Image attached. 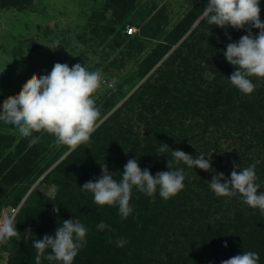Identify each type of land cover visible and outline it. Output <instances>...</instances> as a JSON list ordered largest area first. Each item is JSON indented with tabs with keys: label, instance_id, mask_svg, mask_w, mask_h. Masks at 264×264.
Returning a JSON list of instances; mask_svg holds the SVG:
<instances>
[{
	"label": "trees",
	"instance_id": "trees-1",
	"mask_svg": "<svg viewBox=\"0 0 264 264\" xmlns=\"http://www.w3.org/2000/svg\"><path fill=\"white\" fill-rule=\"evenodd\" d=\"M102 1L112 14L102 28L106 33L120 38L130 50H143L145 38L165 31V25L169 23L162 8L150 15L151 10L143 11L137 6L138 0ZM30 2L0 0V6H21ZM207 3L208 0H199L173 24L165 38L142 58L135 59L137 76L142 77L180 40ZM260 9V20L264 22V0H260ZM127 23L136 25L139 33L127 34L124 29ZM200 27L205 30L210 28L211 32L226 39L222 46L217 44L219 47L208 59V63H216L213 70L215 75L208 81L198 80L205 67L188 62L191 58L187 56L177 69L164 66L179 54L186 41ZM247 27L237 30L227 26L221 29L199 19L179 46L165 57L163 65L156 67L151 79L146 78L141 82L125 101L99 123L91 142L70 150L45 173L42 180L56 183L57 190L53 196H47L35 189L27 197V204L25 202L20 207L14 216L16 228L29 225L30 236L23 241L13 240L14 251L6 264H35L33 242L42 240L45 235L54 237L63 221L72 218L88 229L86 244L74 258L73 264H221V261L245 251L258 253V264H264V215L258 208L246 205L239 194L230 197L226 204L224 201L227 197L216 196L209 186L215 173H223L225 178L230 179L227 171L231 174L234 165H239L241 170L243 166L254 165L256 183L260 185L258 192H264V164H251L248 156H245V162L236 156L238 158L232 165L230 160L226 166L214 162L217 169L212 166L207 180L188 179L183 163L172 161L170 170H184L183 190L165 200L159 195V188L153 196H148L133 187L130 200L133 212L127 219H121L117 206H99L94 203L92 193L80 188L86 182H95L101 177L103 164L107 165L117 182L122 179L124 166L130 159H136L140 168L148 169L154 177L157 172L168 171L167 164L171 158L167 159L157 151L160 144L168 146L166 152L170 156L171 150L186 148L188 131L193 126L200 125V132L204 134L206 127L212 123L226 131L233 121L243 125L253 120L258 123L260 131L257 132L252 124L250 130L257 138V144L264 143V80L252 77L256 84L253 93L248 96L241 93L230 84L228 78L236 69L223 54L229 43L238 42L248 34ZM251 31L253 36L259 34V29L252 28ZM225 33L231 36V40ZM217 41L220 42V39ZM116 94L113 92L106 99V107L115 104ZM128 104H137L139 118L147 121L149 130L142 137L132 124L115 120ZM105 110L102 109L103 112ZM197 116L202 118V124L196 119ZM2 141L0 136V209L5 205L14 207L29 184L58 156L45 162L42 156L37 157V148L32 146L14 161L19 146L15 152L6 154L5 150L10 144ZM246 141L240 135L232 141L243 147L241 156L254 146L245 145ZM56 206L59 207L58 214L53 212ZM209 212H214L215 217H211ZM101 221L109 224L113 231H98L96 226ZM120 238L127 241L124 247L116 245ZM49 252L51 249L46 250L45 254ZM41 264L59 262H49L42 257Z\"/></svg>",
	"mask_w": 264,
	"mask_h": 264
},
{
	"label": "rangeland",
	"instance_id": "rangeland-1",
	"mask_svg": "<svg viewBox=\"0 0 264 264\" xmlns=\"http://www.w3.org/2000/svg\"><path fill=\"white\" fill-rule=\"evenodd\" d=\"M198 2L199 0H138L137 6L143 11L151 10V15L162 8L169 20V23L165 25V31L157 32L156 35L145 38L143 50L140 52L128 49L125 42L110 33H106L102 28L112 17L110 8L104 5L102 0H31L30 3H23L21 6H0V105L7 97L17 95L23 84L33 74L48 75L55 63L67 64L70 68L80 63L89 71L102 70L103 82L100 89L94 94L96 106L101 113L98 122L100 123L125 101L141 82L146 78L151 79V74L155 72L156 67L162 66L165 57L179 46V42L197 24L202 12L180 40L142 77L136 74L137 60L135 59L142 58L154 45L165 38L173 24ZM127 27L133 28L132 35L139 33L136 25L127 23L124 28L125 32H127ZM201 29V27L198 28L194 35L186 41L179 54L164 63V66H174L177 69L183 64V60L187 56L191 58L188 62L193 61L205 67L198 80L208 81L215 75L213 70L216 68V63H208V59L212 57L219 46H222L226 39L222 35L211 32L210 28ZM218 39L220 42L217 41ZM217 44L220 45L217 47ZM53 45L57 46L54 50L50 48ZM113 92L117 93L114 96L115 104L108 108L106 107V99ZM102 106L106 109L105 112L102 111L104 109ZM138 110L137 104H128L120 111L115 120L124 124H132L133 129L139 131L142 137L146 130H149V126L145 119L139 118ZM196 119L202 124L203 120L200 116H197ZM184 124H187V121H184ZM251 124L255 130L257 129V132L260 131L258 123L253 120L243 125L233 121L231 127L226 128V131L212 123L206 127L207 130L204 134L200 132V125L193 126L188 131L187 147L176 150H182L194 158L203 154L206 159H211V169L212 166H215L213 165L214 162L226 166L229 165L228 160H230L232 165V162L238 158L236 156H239V160L242 162H245V156H248L251 164H264V143L257 144V138L253 136V131L250 130ZM239 135L247 140L245 145H254L242 156L243 147L232 142ZM0 136L3 139L2 142L5 141V144H10L5 150L6 154L15 152L19 146V153L13 159L14 161L32 146L37 148V157L42 156L45 162L58 154L47 169L23 191L19 202L14 207L5 205L0 209V217L7 215L14 218L20 207L25 205V202L27 204V197L35 189L47 196L55 194L56 183H47L42 178L70 149L64 145H58L52 135L43 132L33 136L40 137L36 144H30L31 138L21 137L14 126L5 124L3 121H0ZM162 156L167 159L171 158L170 161L175 163H183L176 162L172 156L167 155V152L163 153ZM12 164L13 162L5 170ZM183 165L188 174V179H208L209 171L190 168L184 163ZM243 168L246 167L243 166ZM214 169L217 167L215 166ZM227 174L231 177L228 171ZM228 199L230 200V197L224 201L226 204L229 203ZM211 210L212 208H210ZM209 213L211 217H215L214 212ZM17 231L19 234L16 237L7 244L0 245V264H6L11 257L14 251V239L18 242L26 240L30 236V226L27 224L17 228Z\"/></svg>",
	"mask_w": 264,
	"mask_h": 264
},
{
	"label": "clouds",
	"instance_id": "clouds-1",
	"mask_svg": "<svg viewBox=\"0 0 264 264\" xmlns=\"http://www.w3.org/2000/svg\"><path fill=\"white\" fill-rule=\"evenodd\" d=\"M260 0H208L200 17L209 25L221 29L231 26L245 29L247 35L238 42L229 43L224 51L226 61L235 67L228 78L231 86L241 93H253L256 84L252 77L264 80V22L260 20ZM259 29L253 36L251 29ZM229 40L231 36L225 33ZM49 47V46H48ZM51 49H56L53 45ZM103 82L102 70L89 71L80 63L71 68L67 64L55 63L48 75L33 74L22 86L17 95L7 97L0 105V121L14 126L21 137L31 138L30 144H36L40 137L33 133H47L55 138L58 145L75 150L80 145L91 142V136L99 127L100 110L96 106L94 94ZM169 149L161 143L158 152ZM176 162H183L188 167L211 171L212 161L203 154L193 157L182 150H171ZM101 165V164H100ZM168 171L157 172L155 177L148 169H141L136 159H130L124 166L122 179L117 182L106 164L101 165L102 175L95 182L88 181L81 188L93 194L94 203L99 206H117L121 219L133 212L130 206L132 189L153 196L157 188L159 195L167 200L185 187L183 169L170 170L172 161L168 160ZM255 166L240 169L234 165L230 179L223 173H215L209 182L210 189L218 197H234L239 194L243 202L251 208H258L264 215V192H258ZM223 181V182H222ZM58 214L59 207L53 208ZM98 231H113L104 221L97 224ZM88 229L79 220H65L58 227L55 236L45 235L42 240H35V264L41 259L59 264H73L74 258L86 244ZM19 234L13 217H0V245L7 244ZM111 242V241H110ZM124 238L116 241L117 247H124ZM227 247V243L224 245ZM51 249L47 255L46 250ZM259 254L245 251L221 264H258Z\"/></svg>",
	"mask_w": 264,
	"mask_h": 264
},
{
	"label": "built area",
	"instance_id": "built-area-1",
	"mask_svg": "<svg viewBox=\"0 0 264 264\" xmlns=\"http://www.w3.org/2000/svg\"><path fill=\"white\" fill-rule=\"evenodd\" d=\"M132 29H133L132 27H127L126 28L127 33L131 34L132 33Z\"/></svg>",
	"mask_w": 264,
	"mask_h": 264
}]
</instances>
